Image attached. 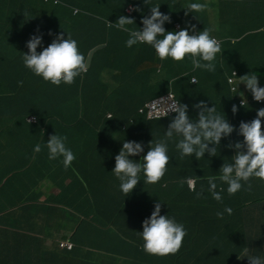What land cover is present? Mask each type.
<instances>
[{"label": "trees", "instance_id": "16d2710c", "mask_svg": "<svg viewBox=\"0 0 264 264\" xmlns=\"http://www.w3.org/2000/svg\"><path fill=\"white\" fill-rule=\"evenodd\" d=\"M91 1L94 8L98 2ZM143 1H123L121 17L114 22L120 27L101 29L100 33L108 38L107 48L96 53L91 68L77 77L72 76L67 68L69 62L83 52L79 48L80 36L73 52L64 59L65 79L54 81L52 85L38 79L28 68L29 76L22 78L13 74L9 77L6 70L10 69L2 65L6 70L0 71L5 73L0 76V81L11 78V90L5 91L4 95L11 100V114L20 119V122L9 119V131L25 132L32 136L33 142H40L62 140V135L71 129H91V146L100 145V153L95 154L91 162L103 169L108 181L113 178L122 193L132 198V192L136 193L141 186L146 189V185L156 178L166 176L162 183H182L184 188L178 191L176 207L172 208V212L178 216L180 205L187 207L188 216L200 215V222L204 221L206 231H217V240L224 243L220 253L211 256L205 264H240L238 259L246 250V245L254 242H249L253 238H244V228L239 229V225L244 226L246 221L249 210L246 205L251 201L259 202V184L252 187V193L246 200L242 198V192L237 195L228 187L238 180L251 179L253 174L258 177L257 169L253 166L257 154L244 153L243 147L246 141L253 139L259 140L258 144H264L260 142L264 141V103L242 105L239 95L232 91L228 82V73L239 71L240 89L244 94L243 85L248 86L247 97L261 92L259 86L264 84V70L257 73L258 80L252 72L254 68H264V42L261 41L264 37V0H224V12L220 11V15L244 18L251 24L248 25L251 31L234 35L230 39H236V43L225 41L221 50L206 52L202 57L197 52L185 50L160 58L152 45H142L134 38L132 44L121 52L110 51L111 38L125 33L118 29H128L144 17L137 9L134 16L129 17L123 8L130 3H137L139 7ZM227 1L231 11L226 9ZM64 2L77 8L70 1ZM1 10L0 5V18ZM86 11H89V7L84 5L80 13ZM190 22L194 21L191 19ZM69 33L74 36L72 31L69 30ZM8 34V38L13 34L12 26ZM146 34L158 40H167L165 35ZM0 36V60L3 63L5 49L17 47L18 44L9 42L1 29ZM62 41L58 37L46 44L47 57ZM67 52L63 50L58 53V61ZM103 53L105 57H101ZM83 54L86 56V52ZM111 54H115V57L109 56ZM148 63L155 66L143 69ZM194 78L198 79V83H193ZM202 84L213 87L214 91L211 89L207 92ZM40 87L48 89L42 91ZM169 92H174L181 102L182 108L178 113L148 120L146 115L139 112L146 102ZM208 93H214L216 97ZM108 113H112L111 118H107ZM30 115L36 116L35 122L28 121ZM7 123V118L0 121V131L7 129ZM98 139L101 143L94 141ZM26 157L19 170L27 168L26 173L14 175L12 172L1 182L0 214L14 210L30 215L32 211H42L41 195L36 189L44 179H53L60 188H70L76 180L73 168L65 163L64 169H57L51 161L52 164H45L40 172L34 156ZM109 159L112 161L108 166L110 171L104 167ZM96 167H92V173L98 172ZM239 168L243 169V174L236 176ZM77 173L81 171L76 169V178ZM192 177L197 182L194 190L188 185ZM22 178H26L25 183L21 181ZM203 182L217 183L222 189L218 193H206L208 188L201 186ZM54 198L58 203L71 204V200L63 195ZM125 201L127 209H131L132 199ZM111 203L113 205L108 209H119V200H112ZM78 206L76 210L81 208V204ZM95 207L98 206L95 204ZM192 227L188 226L187 237L192 240L196 238L195 243L196 240L200 243L202 239L193 233ZM236 230L242 234L231 243L229 239ZM205 234L211 236L210 233ZM260 250L264 253V232L259 242L255 243L254 251Z\"/></svg>", "mask_w": 264, "mask_h": 264}, {"label": "crops", "instance_id": "0c3cea01", "mask_svg": "<svg viewBox=\"0 0 264 264\" xmlns=\"http://www.w3.org/2000/svg\"><path fill=\"white\" fill-rule=\"evenodd\" d=\"M62 1H70L80 11L86 5L87 8L89 7V11H86L84 14L80 12L76 14L73 12L74 9L72 7L45 3L43 0H3L0 4L2 9L0 29L3 33L5 32V38H8V33L12 26L13 34H10L8 39L9 42H17L18 46L5 49V54L2 57L3 63L0 60V67L4 65L10 71L3 67L0 71L6 70L9 77L17 74L24 78L25 76H29V72H27L28 68L34 72L38 79H42L44 82L52 85L51 74L59 71V62L60 65L65 64V57L71 54L74 47L79 43V36L81 43L79 48L83 52L77 58L83 57L84 52L88 53L97 45L105 44L103 48L107 47L108 38L104 34H101L100 31L104 27H120L114 22L121 17V15L119 16L120 9L118 7H122L124 0H95L98 3H96L94 8L91 0ZM162 2L166 4V0H144L139 7L137 3L136 5L130 3L123 8V11L126 14L127 7L134 6L135 9L141 11L145 16L153 6H158ZM190 2L191 0H180V6L182 7V4H184L186 11L189 9ZM223 2L224 0H204L205 6L199 14L197 13V17L193 16L192 20L194 22L188 24L186 27L185 32L189 37V41L197 43V39L199 40V38L209 39L212 36H218L225 41L231 40V37H222L217 33L220 18L227 19L220 15V11L224 12ZM226 9L227 11H231L229 1H227ZM117 11L118 13L115 14ZM15 12H17V15ZM75 15L77 16L74 17ZM217 18L218 21H216ZM229 19L234 20L233 17ZM235 19L241 20V18ZM176 20L183 23L184 17H178ZM131 25L132 23H130ZM155 26L156 24L149 21H146V24L141 26L140 21H138L130 29H118L125 33L113 39L111 38L110 44L112 48L110 51L121 52L122 49L132 44V35L128 30L141 29V32L151 34L154 30L156 33H160V30L154 28ZM69 30L74 33V36H71ZM197 32L199 38L196 36ZM58 37L63 39V41L56 45L52 49V55L47 57L48 51L46 44L48 42H54ZM261 41L264 42V37ZM63 50L68 52L60 58L61 61H58L56 56ZM196 52L201 57L206 53L201 48ZM105 56L106 54H101V57ZM109 56L115 57V54ZM150 67L151 64L148 63L143 69H150ZM1 75H5V73H0ZM232 76L233 73L231 74L229 71L228 81ZM10 79L0 81V112L2 111L0 121H4L5 119L4 109L8 111L7 129L0 131L1 186V182L6 176L11 175L12 172L15 173L14 175H20L26 173L27 170L26 168L23 171H19L21 167L17 165V160L21 163L25 161V149L23 148L24 145L21 147V141H19L18 159L16 160L11 155L10 145L15 144L22 137L29 136V134L9 131L11 100L4 95V92L11 90L6 89ZM239 79L240 75L236 80V84L240 87L241 83H239ZM202 85H204V89L207 92L211 89L214 91L213 87L211 88L207 84ZM40 89L44 91L48 88L40 87ZM209 95L216 97L214 93ZM243 100L246 101V98H243ZM17 120V122H20V119ZM63 136L67 140L60 141L62 144L61 149L53 146L50 140L42 141L38 149L43 155L50 154V157L47 159L52 161L57 166V169H64V163L73 168L76 180H74L70 188L64 189L53 187V179H44L36 189L37 193L41 195L40 204L44 207L42 211H32L30 215L27 213H17L14 210L0 214V264H11V261L23 259L25 256L27 257L24 261L25 263L44 264V262H48V259H43L45 253L47 257H56L74 251L78 254L84 251L98 256V264H118L117 262L121 260L128 261L130 264H142V261L150 257L149 255L153 253V248L163 247L168 241H171L173 233L177 239V243H179V239L181 241L189 239L187 237L189 232L188 226L195 225L196 216H188L187 207L185 208L182 205L177 210L181 217L176 216L172 212V208L176 207L175 197L178 195V191L184 188L182 183H162L161 181L166 176H163L162 179H157L155 176L158 181L148 183L146 189L144 186L139 187L136 193L133 194L132 192L134 198L129 197L122 193L113 178L111 181H108L103 169L96 167L97 165L91 162V158L95 154L100 153V145L91 146V129L85 131L71 129ZM94 141L101 143L100 139ZM258 142L257 140H249L246 141L243 147L246 152H255L257 154L253 166L257 169L258 177H256V174H253L251 179L246 178L245 181L238 180L231 183L228 187V189H231L237 195L242 192V198L246 200L249 199L252 193V187L255 184H259V202L255 203L251 201L246 205L249 208L246 213V221L244 226L242 224L239 225V229L244 228V238H253L249 242H254L256 239L255 243L259 242L258 239L260 236L262 237L264 232V144H258ZM112 151L114 152V150ZM44 158L41 157L37 160L38 164L36 168L40 172L45 167V164L50 163ZM111 164V159L107 160L104 164L105 169L109 170L108 166ZM94 166L98 169V172L92 173V167ZM76 169L81 171V173H77V178ZM21 181L25 183L26 178H22ZM201 186L208 188L206 193H218L222 189L221 186H218L214 182H203ZM191 190L194 189L191 188ZM59 195H63L68 200H71L69 202L71 204L58 203L54 197ZM129 199L130 201L132 199L131 209H127L128 205L125 201ZM112 200L120 201L118 205L119 209H108L113 205L111 203ZM78 204H81V208L77 211L86 208L85 211L90 212L87 216H94V220L89 218V220L85 221L86 217L82 214L74 213L76 207H79ZM95 204L99 208L95 207ZM90 209H94V211H90ZM97 218L98 220H95ZM18 223H20L18 227L13 226ZM80 224L83 225L80 226ZM15 228H20V231H14ZM192 229L193 233H197L200 240H202L200 243L199 241L195 243L194 240V243L186 248L183 246L184 249L189 251L186 255L190 260L196 262L195 264L203 260L209 262L211 256L220 253L224 243L217 240V231H206V228H201L199 232V226L198 230H194V227ZM205 233H210L211 236ZM241 234L237 230L234 231L229 241L232 243ZM89 238L97 239L100 247L88 248L86 241ZM43 239H45L46 243L45 248L37 244L39 240ZM60 240H76L79 246H75L74 251L64 250L58 246V241ZM252 254L254 256H246L242 263L264 264V253L262 250L259 252L253 251ZM151 259L153 261L152 264H175L174 262L168 261L165 256L162 258L155 256Z\"/></svg>", "mask_w": 264, "mask_h": 264}, {"label": "rangeland", "instance_id": "374dc122", "mask_svg": "<svg viewBox=\"0 0 264 264\" xmlns=\"http://www.w3.org/2000/svg\"><path fill=\"white\" fill-rule=\"evenodd\" d=\"M130 1H133V0H130ZM134 1H136V0H134ZM198 1L201 4L204 2V0H198ZM0 2H3V0H0ZM118 8L120 9V14H119V16H120L121 12H122V7H118ZM201 10H202V7L199 8L198 10H196L194 15L197 17V13L199 14V12ZM159 12L162 13L163 19H164V24H165V26H167V28L169 27V24L175 20V18L178 19V17H179V7H178L177 3H173L171 6H169L168 4H165L164 2H162V4L159 6ZM117 13H118V11L115 12V14H117ZM189 14H190V12H189ZM216 21H218V18L216 19ZM248 25H251V24L247 23L244 18H241V20L240 19L236 20L235 18H234V20H231L229 18L225 19V18L221 17L220 21L218 23V32L217 33H218V35H220L222 37H232L235 34H245L251 30V28ZM262 70H264V68H254L252 73L255 75L256 80H258V74L257 73L259 71H262ZM8 87H9V83L6 87L7 90L9 89ZM243 90L246 93H248V86L246 84L243 85ZM246 93H244V94H246ZM9 111H10L9 119L12 121H17V116L14 114H11V109H9ZM4 113H5L4 118H7V113H8L7 109H4ZM0 115L2 117V111L0 112ZM66 134H67V132L65 133V135ZM31 137H32L31 135H29L27 137H22L21 139H18L15 144H11L10 145L11 155L13 157H15L16 160L18 159L19 148H20V145H19L20 142L19 141H21V147L24 145L23 148L25 149L24 150L25 160L27 158L26 157L27 155H33L36 164H38L37 160L40 159L41 157H45L44 159L49 161L52 164V162L49 159H47L50 157V154H47V155L44 154L43 155L41 153V151L38 149L42 140L40 142L39 141L33 142ZM48 140H50V139H48ZM65 140H67V138L64 136L62 140H59V141L50 140V143L53 146L59 147V149H61L60 147L62 146V144L60 141H65ZM17 165L19 167H21L23 165V163H21L20 161L17 160ZM54 166H55L54 168H57V166L55 164H54ZM53 183H54L53 187H57L54 180H53ZM62 191H63V189H62ZM40 200H41V198H40ZM85 209L81 210V211L75 210L74 213L79 214V215L82 214L84 217H86L85 221L89 220V218H92V220H94L93 219L94 216H91V215H90V217L87 216L88 214H90V212L87 210L85 211ZM90 211H94V209H90ZM177 215L179 217H181L180 213L178 211H177ZM195 216H196V223L193 227H194V230H198V224L200 223V225H199V232H200L201 228H204V226H205L204 221L200 222V215L195 214ZM95 220H98V218ZM76 221L80 223L79 220L76 219ZM83 222H84V220H83ZM19 224L20 223L13 225V226L18 227ZM82 225L83 224H80V226H82ZM14 231H20V228H15ZM194 240L188 239V240L181 241L179 239V243H177V239L175 238L174 233H173L171 241H168L163 247L153 248V250H152L153 253L149 255L150 257L143 260L142 264H152L153 261L151 258H154L155 256L158 258H162L163 256H165L168 259V261L174 262L175 264H195L196 262H193L192 260L189 259V257L186 255L184 248H183V246L186 248L189 245L193 244ZM64 241H69V240H64ZM196 241L198 242V240H196ZM69 242H72L76 247L79 246V243L76 240L69 241ZM255 242H256V239H255L254 243L246 245V247H247L246 250L242 253V256L238 259L240 264H244V263H242V261H244L246 256H254L252 253L255 249ZM81 243L83 244L82 241H81ZM37 244L42 245L44 247L46 245L45 239L39 240L37 242ZM98 244H99V241L95 238H89L86 241V245L88 248H93V247L99 248L100 246ZM58 245H59V241H58ZM83 246H84V244H83ZM261 246L262 245H260V247ZM26 258L27 257L25 256L23 259L13 260V261H11V264H28V263L24 262L26 260ZM44 258L48 259V262H44V264H98V262H99V261H97L98 256H96L92 253H89V252H84V251L80 254H78L76 251H74L72 253H65V255H59L56 257L55 256L47 257V255L45 253L43 256V259ZM7 260L9 261V259H7ZM117 263L118 264H130L128 261H125V260L118 261ZM197 263L198 264H205L206 262L203 260V261L197 262ZM32 264H34V263H32Z\"/></svg>", "mask_w": 264, "mask_h": 264}, {"label": "clouds", "instance_id": "9594fccd", "mask_svg": "<svg viewBox=\"0 0 264 264\" xmlns=\"http://www.w3.org/2000/svg\"><path fill=\"white\" fill-rule=\"evenodd\" d=\"M43 1L45 3H53L56 5H65V6L71 7L62 0H43ZM56 1H57V3H56ZM166 1H168V3H166V4H168L169 6H171L173 3H177V5L179 7V13H180L181 17H184V22L186 23V25L175 19L173 22H171L169 24V27L167 28V26H165V24H164L163 15L161 12H159V6L161 4L158 6L155 5L150 9V11L143 18H141V20H139L140 24L142 26L143 24H146V21L153 22L154 24H156V26L154 28L160 30L161 32L156 33L152 28H149V29L153 30L152 34L165 35V36H167V40H158V39L152 38L151 36L146 34L147 32H141V29L140 30H128L132 35V39L134 38L137 41V43H140L142 45H152L153 49L156 53V56L160 57V58L172 55L176 51L183 52L185 50H188V51H192L194 53V52L198 51V49L201 48L206 52H217L223 48L225 40L221 39L218 36H212L209 39H200L199 34L197 32L196 36L199 38V40L197 39V41H198L197 43H192L191 41H189V37L185 32L187 25L190 23H193V22L188 23L189 20H191L193 18V16H195L194 14H195L196 10H198L201 7L203 8L205 6L204 2L201 4L198 0H195V1L191 0V2L189 3V9L185 11L184 4H182V7L180 6V0H166ZM73 9H74L73 12H75L76 14H78L80 12V10L77 8H73ZM189 12H190V14H189ZM134 13H135V7L134 6L127 7V9H126L127 15H129L131 17V16H134L133 15ZM128 29H130V28H128ZM213 38H217L221 42V45L217 49H206L205 47L202 46V42H210ZM229 41H231L232 43L237 42L236 39H231ZM185 44H187V46ZM104 45L105 44L97 45V46L93 47L88 53H86V56L83 54V57L76 58L72 62H69V65L67 68L68 72L70 74H72V76H75V77L79 76L81 73H85L92 66V63H91L90 68H88V69L85 68V62L87 60V57L89 56V53L97 47H101V46L104 47ZM103 47L94 53L93 59H94V56L96 53L107 48V47L106 48H103ZM181 48H182V50H181ZM93 59H92V62H93ZM150 64H151V67L155 66V64H152V63H150ZM64 70H65V64L60 65L59 71H55L51 74L52 84H54V81L60 82V81L65 79L66 73L64 72ZM235 73H237V75H235ZM239 75H240L239 71L235 70L233 72V76L229 78L228 82L232 88V91L239 95L238 99L240 100L241 104L246 105L250 102L264 103V84H263V86L262 85L259 86V89L261 90V92L256 93L253 97H247L245 94H243L241 92L239 85L236 84V80L239 78ZM231 78L235 79L234 83L230 82ZM193 83H198V79L194 78ZM239 83H241L240 79H239ZM91 92H94V91L91 89ZM169 94H173L175 96V98L180 102V100L178 99V97L176 96V94L174 92H169L167 94L158 96L149 102H152L158 98L164 97V96L169 95ZM243 98H246V101L243 100ZM147 103L148 102H146L143 106L140 107L139 112L143 115H146L148 120H156V119L171 117V116L175 115L176 113H178L182 108V105L180 102V109L177 112H174V113L166 115V116L158 117V118H149L148 113H142L141 112V108L145 107ZM108 114H111V116H108ZM108 114H107V118H111L112 113H108ZM30 116H34V115H30ZM31 122H33V121H31ZM253 140H256V139H253ZM257 141H259V140H257ZM243 151H244V153H248L244 149H243ZM242 174H243V169L239 168L236 176H240ZM190 179H195V187L191 186ZM154 181H156V180L153 179L152 182H154ZM188 183L192 189H195L197 186L196 178H193V177L189 178ZM67 244L72 245V247L70 248V246H68ZM58 246L61 249L68 250V251H74V249H75V245L72 242L64 241V240L59 241Z\"/></svg>", "mask_w": 264, "mask_h": 264}, {"label": "built area", "instance_id": "2783aa9c", "mask_svg": "<svg viewBox=\"0 0 264 264\" xmlns=\"http://www.w3.org/2000/svg\"><path fill=\"white\" fill-rule=\"evenodd\" d=\"M185 45L187 46V44ZM220 45L221 42L217 38H213L210 42H202V46L206 49H217ZM235 75H237V73H235ZM230 82L234 83L235 79L231 78ZM179 109L180 102L173 94H169L152 102H148L145 107L141 108V112L148 113L149 118H158L177 112ZM108 116H111V114H108ZM28 120L35 122L36 117L30 116L28 117ZM190 184L192 187H195V179H190ZM67 245L70 246V248L72 247L70 244Z\"/></svg>", "mask_w": 264, "mask_h": 264}, {"label": "water", "instance_id": "95a60500", "mask_svg": "<svg viewBox=\"0 0 264 264\" xmlns=\"http://www.w3.org/2000/svg\"><path fill=\"white\" fill-rule=\"evenodd\" d=\"M102 47H103V46H101V47H97V48L93 49V50L89 53V56L87 57V60H86V62H85V68H86V69L90 68L94 53H95L96 51L100 50Z\"/></svg>", "mask_w": 264, "mask_h": 264}]
</instances>
